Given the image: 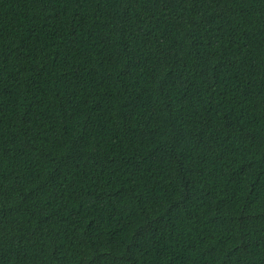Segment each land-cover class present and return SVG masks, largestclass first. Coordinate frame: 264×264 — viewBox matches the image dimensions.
Returning <instances> with one entry per match:
<instances>
[{"label": "trees", "instance_id": "1", "mask_svg": "<svg viewBox=\"0 0 264 264\" xmlns=\"http://www.w3.org/2000/svg\"><path fill=\"white\" fill-rule=\"evenodd\" d=\"M0 264H264V0H0Z\"/></svg>", "mask_w": 264, "mask_h": 264}]
</instances>
